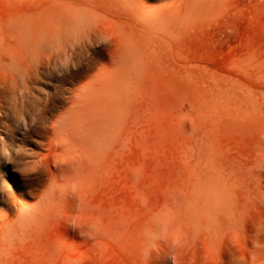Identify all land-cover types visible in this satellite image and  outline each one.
<instances>
[{
  "label": "rangeland",
  "instance_id": "1",
  "mask_svg": "<svg viewBox=\"0 0 264 264\" xmlns=\"http://www.w3.org/2000/svg\"><path fill=\"white\" fill-rule=\"evenodd\" d=\"M156 220L150 264H264V0H0L2 264H143Z\"/></svg>",
  "mask_w": 264,
  "mask_h": 264
},
{
  "label": "clouds",
  "instance_id": "2",
  "mask_svg": "<svg viewBox=\"0 0 264 264\" xmlns=\"http://www.w3.org/2000/svg\"><path fill=\"white\" fill-rule=\"evenodd\" d=\"M59 190V189H57ZM65 195L70 194V185H65L63 187ZM77 229L81 230V235L92 241H99L103 235L102 226L96 221H89L85 224L75 226ZM143 242L140 249V256L142 258L143 264H150L154 256H157L156 249L163 248L167 249L168 244L166 241L165 232L163 226L158 220L153 221L152 224L143 233ZM6 250L0 249V264L3 262V258L6 255ZM160 255L170 258L167 250L162 252Z\"/></svg>",
  "mask_w": 264,
  "mask_h": 264
},
{
  "label": "bare ground",
  "instance_id": "3",
  "mask_svg": "<svg viewBox=\"0 0 264 264\" xmlns=\"http://www.w3.org/2000/svg\"><path fill=\"white\" fill-rule=\"evenodd\" d=\"M93 130V129H92ZM92 137V136H91ZM91 140V139H90Z\"/></svg>",
  "mask_w": 264,
  "mask_h": 264
}]
</instances>
